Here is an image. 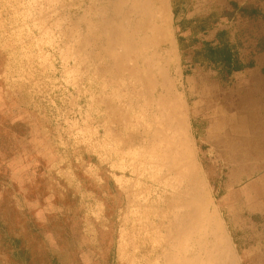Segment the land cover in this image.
<instances>
[{"label":"rangeland","instance_id":"374dc122","mask_svg":"<svg viewBox=\"0 0 264 264\" xmlns=\"http://www.w3.org/2000/svg\"><path fill=\"white\" fill-rule=\"evenodd\" d=\"M226 1L184 0L174 18L170 0H0V157H17L12 181L31 177L48 192L47 211L60 212L54 200L70 195L84 264L99 256V238L108 234L116 264H225L219 235L198 222L213 209L238 264H264V54H255L256 67L234 73L223 86L209 71L183 68L176 38L182 19ZM161 3L178 71L170 89L159 86L168 79L161 61L167 44L153 33ZM113 11L114 28L98 30L95 12L104 19ZM255 43L244 39V61ZM110 66L120 69L109 74ZM131 73L141 78L139 89L132 100H121V74ZM173 92L181 97L205 187L176 196L188 210L172 231L181 235L178 247L154 252L148 241L156 238L163 207H142L149 196L133 184L145 148L134 147L125 157L132 136L124 126L132 116L143 121L142 135L153 127L152 148L161 169H168L166 184H192L191 165L179 160L176 130L163 119L145 122L138 108L152 94L157 104ZM108 145L116 154L107 153ZM189 208L199 215H189ZM143 215L149 218L140 223Z\"/></svg>","mask_w":264,"mask_h":264},{"label":"trees","instance_id":"16d2710c","mask_svg":"<svg viewBox=\"0 0 264 264\" xmlns=\"http://www.w3.org/2000/svg\"><path fill=\"white\" fill-rule=\"evenodd\" d=\"M170 1L177 18L184 0ZM247 37H254L256 43L253 56L244 61L240 49ZM176 38L183 68L209 71L227 86L234 73L256 67L255 54H264V0L212 5L202 14L182 19ZM259 71L264 81V65ZM188 72L184 69L183 74ZM16 161L14 155L0 157V264H84L77 224L68 211L73 205L70 195L54 200L60 212L47 211L48 192L34 178L12 181ZM46 236H52L51 244ZM99 241L102 252L90 264H116L112 237L100 236Z\"/></svg>","mask_w":264,"mask_h":264},{"label":"bare ground","instance_id":"6f19581e","mask_svg":"<svg viewBox=\"0 0 264 264\" xmlns=\"http://www.w3.org/2000/svg\"><path fill=\"white\" fill-rule=\"evenodd\" d=\"M159 12L161 13L160 25L157 27L158 32L153 31V33L155 37H159V41L162 40L166 41L167 48L164 51L161 61L163 63L162 68L167 70L166 75L168 77V79L164 81V83H160L159 86L161 89H170L171 87L173 88L175 84H177L178 71L176 68V57L173 51L174 49L173 41L171 38L169 25L167 21V10L164 3H161L159 7ZM116 16H117V12L113 11L111 13H108L106 17L102 19L101 16L97 12H95L94 21L95 23L96 22L98 23L96 25L97 29L106 30V29L114 28ZM114 69H115L114 67L110 66L108 68V73L111 74L116 69L119 70L120 67L117 66L116 69L115 70ZM170 72H172L173 75ZM121 77L124 80V83H122V85L119 87V97L121 98V100H125V101L132 100L134 96L131 93H135L138 91L141 83V78L137 76L136 73H131L129 75L121 74ZM110 87L111 84H108L107 88L109 89ZM150 98H151V102L145 100L143 103H141V105L138 106L139 109L141 108L144 111V117H142V119L145 122H150V121L152 122L155 119L157 121L163 119L166 120L170 129L174 128L176 130V134L178 137L177 138L178 147L177 146L176 147L178 148L179 151L178 152L179 160L182 163L187 162L191 165V167L189 168L190 170L188 169V172L186 173L189 175L188 177L193 181L192 184L187 186L185 184H180V183L171 184V185L166 184L165 179L167 176L168 169L167 170L161 169V167L164 165L161 164V162L156 159L157 155L155 154L154 149L152 148V143L154 142L156 136L155 130H153V127L151 126L145 127V129H148V132L145 135H142L141 134L142 127L145 126L143 121L141 120L140 117L139 119L137 118L138 120H136L131 116V118L128 119L126 125L124 126L125 130L131 131V136H132V144L126 143L124 145V147L128 148V151L125 153V157H129L131 155L130 150L132 151L134 147L145 148L143 151L144 152L143 156L141 157L142 160L139 165L140 167H136L134 171L137 175L133 185L137 190L149 196V201H145V202L142 201L143 202L142 207L164 208V209L162 208L160 211V213H162L161 217H163V219H161V222H159L157 225L156 233H155L156 238L153 240V236H151V241L150 240L148 241L149 247L154 252H156L165 247L166 248H170L172 246L174 248L178 247L177 239L181 235L180 233L173 234L172 231L174 230L180 219L184 216V214L188 212V210L185 208L186 204H184L182 201L175 200L176 196L178 194L181 196L189 191L192 192L195 189L200 190L201 188L205 187V183L201 175V165L199 163H195L193 145L191 143V139L187 132L186 118L184 113L185 110L181 102V97L176 92H173L168 94L167 97L164 98V100H159L157 104L153 103V94L152 97ZM151 105H154L155 111L158 114L152 112ZM136 108L132 109L131 111L130 110L126 111L125 113L129 115L133 112H136L138 110V108L137 110ZM160 134L162 135V132ZM106 151L107 153H109V155H113L114 153L116 154L114 145H108ZM174 200L176 201L175 203H173ZM189 210H190L189 215H191L192 217L195 218L197 215H199L198 208H194V209L189 208ZM148 218H149L148 215H143L141 217L140 223L141 222L144 223L146 220H148ZM155 218L158 219L159 216H156ZM198 222H204L209 224L214 228L215 233L219 235V238L221 239L220 254L221 256H223V260L225 261L224 263L238 264L237 257L234 253L232 244L230 243L228 236L225 234L223 230L222 223L219 220L216 209L211 210L208 213L205 220L202 221L198 220ZM186 230L187 229L185 227L184 231L186 232ZM168 233L172 235L173 237L172 241L167 239ZM198 240L199 239L193 241V245H192L193 247H196V245L199 244ZM143 248L147 249L148 246H143ZM143 250L145 251V249Z\"/></svg>","mask_w":264,"mask_h":264}]
</instances>
